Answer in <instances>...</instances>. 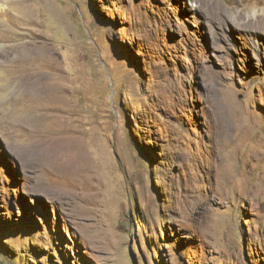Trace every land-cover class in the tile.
Here are the masks:
<instances>
[{"label": "rangeland", "instance_id": "374dc122", "mask_svg": "<svg viewBox=\"0 0 264 264\" xmlns=\"http://www.w3.org/2000/svg\"><path fill=\"white\" fill-rule=\"evenodd\" d=\"M263 22L264 0H0V47H44L0 54V264H264Z\"/></svg>", "mask_w": 264, "mask_h": 264}, {"label": "bare ground", "instance_id": "6f19581e", "mask_svg": "<svg viewBox=\"0 0 264 264\" xmlns=\"http://www.w3.org/2000/svg\"><path fill=\"white\" fill-rule=\"evenodd\" d=\"M16 43H18V42H16ZM16 49L17 50H14V51H11V52L9 51L8 52V49L5 48L4 46H2V47H0V54L9 55L11 57V59L14 61V63L17 64V66L19 67V69H22V68H24L23 63L26 60H28L29 58H31V57H33L34 59H40V58H42L44 47H43L42 41L36 40V41H33L31 44H27L26 43V44H19L18 46L16 45ZM19 77L21 78V81L22 82H25V77H23L22 75H20ZM28 78H30V77H28ZM34 80H35L36 83L39 82V79L38 78H36ZM41 88H42L41 86H39V88H38L40 93L42 92V89Z\"/></svg>", "mask_w": 264, "mask_h": 264}]
</instances>
